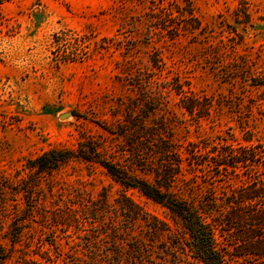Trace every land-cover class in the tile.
<instances>
[{
    "label": "rangeland",
    "instance_id": "1",
    "mask_svg": "<svg viewBox=\"0 0 264 264\" xmlns=\"http://www.w3.org/2000/svg\"><path fill=\"white\" fill-rule=\"evenodd\" d=\"M179 6L192 7L195 19ZM174 26L186 30L174 33ZM64 53L73 54L57 58ZM183 95L199 97L208 112H188ZM135 115H148L150 125L166 119L184 147L224 138L247 143L245 137L264 144V0H0V175L15 182L28 176L29 159L55 146L113 138L104 127L133 130ZM66 181L69 190L107 191L112 202L124 191L101 167L78 160L47 177L43 189ZM126 192L176 227L165 206L137 189ZM46 201L48 211L68 207L66 200ZM54 229L63 242L79 237ZM26 231V243L36 240L23 245L27 257L62 264L49 231ZM45 250L54 260L39 254ZM20 252L6 264H16Z\"/></svg>",
    "mask_w": 264,
    "mask_h": 264
},
{
    "label": "trees",
    "instance_id": "2",
    "mask_svg": "<svg viewBox=\"0 0 264 264\" xmlns=\"http://www.w3.org/2000/svg\"><path fill=\"white\" fill-rule=\"evenodd\" d=\"M178 9L195 19L192 7ZM174 27V33L186 30ZM181 101L191 114L208 112L195 95ZM146 116H134L133 130L129 124L104 127L115 135L111 139L88 136L78 148L44 151L28 160V176L15 182L0 175V264L18 251L16 264H45L27 257L26 248L36 243L33 236L26 243L28 228L40 235L49 231L48 243L62 264H189L190 258L196 264H264V144L245 137L247 143L224 138L184 147L166 119L154 118L150 125ZM76 160L101 167L124 189L122 198L112 202L107 191L95 196L84 185L69 190L68 181L43 189L47 177ZM234 178L240 181L235 187ZM130 188L165 206L176 227L135 203L126 192ZM49 198L66 200L67 209H44ZM48 219L54 227L73 229L79 239L63 242ZM39 254L54 260L48 250Z\"/></svg>",
    "mask_w": 264,
    "mask_h": 264
},
{
    "label": "water",
    "instance_id": "3",
    "mask_svg": "<svg viewBox=\"0 0 264 264\" xmlns=\"http://www.w3.org/2000/svg\"><path fill=\"white\" fill-rule=\"evenodd\" d=\"M69 115H73V113L72 112L65 113V114H62L61 117L64 118V117L69 116Z\"/></svg>",
    "mask_w": 264,
    "mask_h": 264
}]
</instances>
